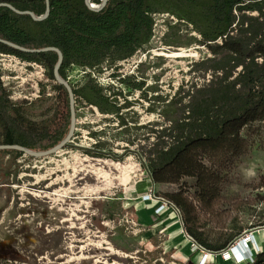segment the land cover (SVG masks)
I'll use <instances>...</instances> for the list:
<instances>
[{"label":"rangeland","instance_id":"rangeland-1","mask_svg":"<svg viewBox=\"0 0 264 264\" xmlns=\"http://www.w3.org/2000/svg\"><path fill=\"white\" fill-rule=\"evenodd\" d=\"M154 20L152 39L132 57L112 65L103 63L99 70L79 66L66 70L71 85L92 78L106 95L121 91L117 96V104L124 107L120 116L102 114L77 101L72 146L46 157L24 154L15 162L0 154V264H9L4 263L5 247L21 245L29 257L34 256L25 261L36 264H190L199 250L209 254L207 264H228L230 255H213L186 237L171 203L158 202L163 198L156 195L151 200L142 197L153 188L159 195H179L187 204L193 230L208 243L222 241L238 227L242 233L264 231V122L249 124L240 132L248 149L243 155L216 160L207 150L193 151L190 162L212 166V174L201 183L187 169H174L166 174L165 183L154 187L144 163L148 164L147 153L156 141L152 129L168 124L159 112L163 102L155 97H179L192 83L201 85L211 77L207 74L204 79L191 71L195 61L210 56L205 47L186 43L191 35H198L181 25L183 46H167L163 36L167 23L173 22L167 14ZM178 48L191 49L194 56L161 54ZM0 71L12 101H31L32 119L49 117L43 115L47 107L64 113L63 93L53 88L55 81L46 77L39 64L0 54ZM120 79L143 85L135 89ZM92 132L99 136L92 137ZM97 139L105 143L100 150L106 157L83 152L97 150ZM112 162L133 165L125 181ZM97 168L108 171L109 177H99ZM8 172L14 173L10 183H2ZM248 172L254 175L246 180ZM144 180L150 187L137 191L136 183ZM97 186L100 189L94 190ZM260 247L256 254L264 255V237Z\"/></svg>","mask_w":264,"mask_h":264},{"label":"trees","instance_id":"trees-1","mask_svg":"<svg viewBox=\"0 0 264 264\" xmlns=\"http://www.w3.org/2000/svg\"><path fill=\"white\" fill-rule=\"evenodd\" d=\"M1 2H8L21 11H31L36 16L42 15L46 8L45 0ZM90 2L99 6L102 0ZM49 5V15L42 21L0 7V38L27 48H58L63 54L59 74L68 82L66 70L71 66L99 70L103 63L112 65L132 57L152 39L155 14H168L177 20L167 23L168 30L163 36L165 45L183 46L180 27L185 25L198 35H191L186 43L195 42L209 51L210 56L191 66V71L204 79L207 74L211 75L206 82L192 83L179 97L174 95L167 100L155 97L163 102L159 112L168 124L152 129L156 141L147 153L148 164L144 163L154 187L156 183H165L166 174L174 169H187L198 183L204 176H210L212 166L208 168L202 161H189L197 149L209 151L216 160L247 152L240 132L249 124L264 122V0H107L98 11L91 10L85 0H49ZM0 54L39 64L46 77L55 81L53 69L57 53L54 51L29 53L0 42ZM121 81L140 90L143 85L142 82L131 83L129 79ZM72 87L76 102L83 101L102 114L120 116L124 107L117 104V96L121 91L106 95L92 78ZM53 88L63 93L65 111L62 114L58 109L47 107L43 115L50 116L37 121L30 116L31 101L11 100L0 71V144L44 151L63 140L70 124L69 99L63 85L55 83ZM124 104L128 107L129 102ZM90 134L94 138L99 136L96 132ZM95 145L97 150H82L93 157H106L100 150L105 143L97 139ZM69 146L72 145L69 143ZM0 154L11 156L13 162L24 155L12 149L0 150ZM12 174L8 172L2 183L9 184ZM141 183L144 184L141 186ZM136 187L145 190L150 185L144 180L137 182ZM153 194L178 209L187 235L208 252L227 249L243 234L238 227L222 241L208 243L193 230L187 204L179 195L174 192L159 195L154 188ZM5 252L8 258L4 263L36 264L25 261L26 257L34 256L29 257L27 248L22 245L7 246ZM246 264H264V255L258 253L252 263Z\"/></svg>","mask_w":264,"mask_h":264},{"label":"water","instance_id":"water-1","mask_svg":"<svg viewBox=\"0 0 264 264\" xmlns=\"http://www.w3.org/2000/svg\"><path fill=\"white\" fill-rule=\"evenodd\" d=\"M85 3L91 10L98 11L105 6V4L107 3V0H102V3L99 6L92 4L90 2V0H85ZM45 4H46L45 12L40 16H36L31 11H27V10L21 11V10L15 8L12 4H10L8 2H1L0 7H2V6L7 7L17 14H28L31 16V18L33 20L42 21V20L46 19L49 15V8H50L49 0H45ZM0 42L7 44V45L11 46L12 48H15V49L23 51V52H29V53H40V52H47V51L56 52L57 53V62H56L54 69H53V76L55 79V83L63 85L66 88V91L68 94V99H69V111H70V124H69L68 132H67L66 136L63 138V140L60 141L58 144H56V145H54V146H52L49 149H46L44 151H32V150H29L23 146L17 145V144H0V150H6V149L18 150V151L22 152L23 154H25L29 157H33V158L46 157V156L56 154L57 152L63 150L64 148H66L69 145V143L71 142V140L74 136V133L76 130V123H77L76 100H75L73 87L68 81L64 80L59 74V69H60L62 61H63V54L58 48L53 47V46H48V47H43V48H27V47L18 45L16 43L10 42V41L2 39V38H0ZM178 217H179L180 222L182 223V220H181V217L179 214H178ZM190 264H196V263L192 260L190 262Z\"/></svg>","mask_w":264,"mask_h":264},{"label":"bare ground","instance_id":"bare-ground-1","mask_svg":"<svg viewBox=\"0 0 264 264\" xmlns=\"http://www.w3.org/2000/svg\"><path fill=\"white\" fill-rule=\"evenodd\" d=\"M163 56L167 57V58H178V57H188V56H194L193 53H191V49H185V48H178L177 50L174 51H167V52H162L161 53ZM104 163L106 164L107 162L104 161ZM110 165H114L117 169H120L123 173V180L125 181V176H127L129 174V172H131L133 170V165L132 164H119V163H110ZM97 172L96 174L99 177H103V178H108L109 177V173L108 171L102 169V168H97ZM100 189V186H97L94 188V190H98ZM154 202V201H153ZM264 237V231H260V233H257L256 231L253 232L249 238L247 240H243L241 242V244L234 246L233 248V253L237 258H242L243 254L240 252L242 246L246 247L252 243L255 242V245L252 246V248H250L251 250L247 252V254L249 253H254L257 250V247L261 250L260 247V243L262 242V238ZM232 252L230 251L229 255L230 257L228 258V264L232 263L231 261L235 258V256L232 254ZM228 255V256H229ZM227 257V256H226ZM209 254H207L206 252L199 250L197 251L194 255H193V261L196 264H207L209 262Z\"/></svg>","mask_w":264,"mask_h":264},{"label":"built area","instance_id":"built-area-1","mask_svg":"<svg viewBox=\"0 0 264 264\" xmlns=\"http://www.w3.org/2000/svg\"><path fill=\"white\" fill-rule=\"evenodd\" d=\"M158 15H160V14H158ZM158 15L155 14V15H153V16H154V18H155V17L158 16ZM167 16L171 18V20H172L173 23L177 21L176 19H174V17L169 16L168 14H167ZM95 109H96V108H95ZM96 110H97V109H96ZM87 133H89V132H87ZM142 197H143V198L146 197L147 200H151V199H153V198H154L153 189H152V190H149V193H148L147 195H143ZM158 202H160V203L163 202V203H166L167 205L169 204V202L165 201L164 199H160V201H158ZM170 205H171V206L173 207V209H174V210L180 215L178 209H177L174 205H172V204H170ZM180 217H181V216H180ZM178 218H179V217H178ZM181 220H182V219H181ZM255 231H258V229H254V230L250 231L249 233H243L242 235H240L239 237H237V238L233 241V243H232L227 249H225V250H223V251H221V252H218V253H212V254H213V255H215V254H220L222 257L228 256L229 253H230V251H231V252L233 251L234 246H237V245L241 244V242H242L243 240H247V239L249 238V236H250L253 232H255ZM185 235H186V237H187L188 239H190V240L192 241V243H194V241L191 239V237H189V236L187 235V233H186ZM253 245H255V242L250 243V244L247 246V248L244 247V246H242L240 252L243 254V257H242L241 259H240V258H237V257L234 255V253L232 252V254L235 256V258L232 260V263H234V264H239V263H242V262H244V261H246V263H252V262H253V258H252V256L254 257V255H255L257 252L260 251V249L257 247V250H256L254 253H250V254L248 253V254H247V252L251 250L250 248H252Z\"/></svg>","mask_w":264,"mask_h":264},{"label":"clouds","instance_id":"clouds-1","mask_svg":"<svg viewBox=\"0 0 264 264\" xmlns=\"http://www.w3.org/2000/svg\"><path fill=\"white\" fill-rule=\"evenodd\" d=\"M254 175V173H251V172H248V173H245L244 175V179L248 180V179H251V177Z\"/></svg>","mask_w":264,"mask_h":264},{"label":"crops","instance_id":"crops-1","mask_svg":"<svg viewBox=\"0 0 264 264\" xmlns=\"http://www.w3.org/2000/svg\"><path fill=\"white\" fill-rule=\"evenodd\" d=\"M136 186V185H135ZM136 189H137V187H136ZM143 190V189H142ZM138 191V190H137ZM141 195V194H140ZM232 264V263H231Z\"/></svg>","mask_w":264,"mask_h":264}]
</instances>
